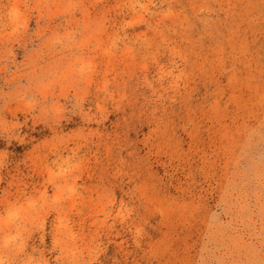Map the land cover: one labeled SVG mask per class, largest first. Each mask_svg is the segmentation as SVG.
Wrapping results in <instances>:
<instances>
[{
    "label": "rangeland",
    "instance_id": "obj_1",
    "mask_svg": "<svg viewBox=\"0 0 264 264\" xmlns=\"http://www.w3.org/2000/svg\"><path fill=\"white\" fill-rule=\"evenodd\" d=\"M0 264H264V0H0Z\"/></svg>",
    "mask_w": 264,
    "mask_h": 264
}]
</instances>
